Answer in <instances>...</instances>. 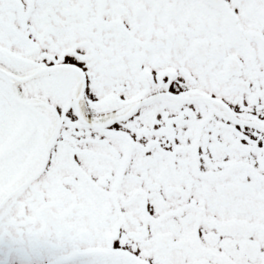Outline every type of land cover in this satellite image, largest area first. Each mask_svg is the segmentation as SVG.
<instances>
[{"label": "snow or ice", "instance_id": "obj_1", "mask_svg": "<svg viewBox=\"0 0 264 264\" xmlns=\"http://www.w3.org/2000/svg\"><path fill=\"white\" fill-rule=\"evenodd\" d=\"M0 264H264V0H0Z\"/></svg>", "mask_w": 264, "mask_h": 264}]
</instances>
